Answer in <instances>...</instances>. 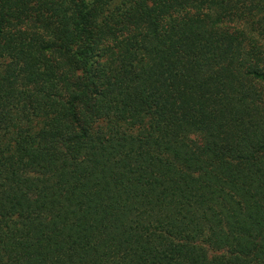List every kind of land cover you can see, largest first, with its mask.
<instances>
[{
	"label": "trees",
	"instance_id": "trees-1",
	"mask_svg": "<svg viewBox=\"0 0 264 264\" xmlns=\"http://www.w3.org/2000/svg\"><path fill=\"white\" fill-rule=\"evenodd\" d=\"M0 264H264V0H0Z\"/></svg>",
	"mask_w": 264,
	"mask_h": 264
}]
</instances>
